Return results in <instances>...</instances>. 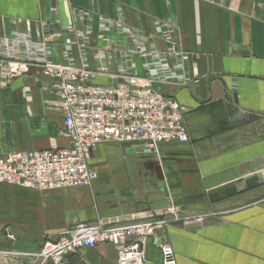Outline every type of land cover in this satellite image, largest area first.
Segmentation results:
<instances>
[{
	"label": "crops",
	"instance_id": "obj_1",
	"mask_svg": "<svg viewBox=\"0 0 264 264\" xmlns=\"http://www.w3.org/2000/svg\"><path fill=\"white\" fill-rule=\"evenodd\" d=\"M118 4L125 24L148 35H158L157 22L176 28L181 80L153 87L188 108L190 141L163 142L159 155L100 144L90 161L99 174L92 187L39 191L0 184V253H11L0 264H52L36 255L47 239L99 220L113 228L166 221L149 238L145 264H162L161 242L172 245L177 264H264V1L0 0V28L7 36L17 30L34 40L50 38V59L65 62L64 26L81 23L82 11L96 23L100 13L117 19ZM117 30L93 35L91 46H101L100 35L112 36L125 50L128 39ZM152 41L163 51L171 46L160 37ZM92 51L75 46L71 56L94 67ZM129 61L133 73L145 74L141 58ZM25 68L0 89V155L70 146L53 81L38 63ZM170 204L176 215L167 213ZM118 257L119 249L105 243L68 260L118 264Z\"/></svg>",
	"mask_w": 264,
	"mask_h": 264
},
{
	"label": "built area",
	"instance_id": "obj_2",
	"mask_svg": "<svg viewBox=\"0 0 264 264\" xmlns=\"http://www.w3.org/2000/svg\"><path fill=\"white\" fill-rule=\"evenodd\" d=\"M116 12L117 19L100 13L96 23L94 14L82 11L81 23L64 26L67 35L63 45L65 62L50 59L49 37L34 40L17 30L7 36L0 28V89L24 76L27 62L40 64L42 74L53 81L57 90L59 107L64 114L63 133L70 140L66 148L0 155V184L39 191L92 187L99 174L90 161L100 144L120 143L133 146L144 155H159L163 142L190 141L184 123L188 108L174 96L153 87L155 82L169 84L181 80L182 76L176 72L182 64L180 53L174 47L176 28L157 22L158 35H148L138 27L125 24L121 5H117ZM116 29L128 39L125 50H121L122 43L112 36L100 35L101 46H91L93 35L98 32L113 35ZM155 37L171 46L160 50L152 41ZM75 46H80L82 51L93 50L98 64L91 67L84 60L77 65L71 56ZM134 56L144 61V75L132 72L129 58ZM99 76H105L107 83H93ZM177 212V206H168L167 213L176 215ZM165 223L142 222L113 228L99 220L96 224L69 228L56 240L47 239L36 255L43 262L71 264L70 253L106 243L119 249L118 264H145L149 238ZM159 248L162 264H177L171 244L161 242ZM3 254L9 256L11 253H0V257Z\"/></svg>",
	"mask_w": 264,
	"mask_h": 264
},
{
	"label": "rangeland",
	"instance_id": "obj_3",
	"mask_svg": "<svg viewBox=\"0 0 264 264\" xmlns=\"http://www.w3.org/2000/svg\"><path fill=\"white\" fill-rule=\"evenodd\" d=\"M95 84H105L103 81H97Z\"/></svg>",
	"mask_w": 264,
	"mask_h": 264
},
{
	"label": "water",
	"instance_id": "obj_4",
	"mask_svg": "<svg viewBox=\"0 0 264 264\" xmlns=\"http://www.w3.org/2000/svg\"><path fill=\"white\" fill-rule=\"evenodd\" d=\"M235 98H236V95H235Z\"/></svg>",
	"mask_w": 264,
	"mask_h": 264
}]
</instances>
